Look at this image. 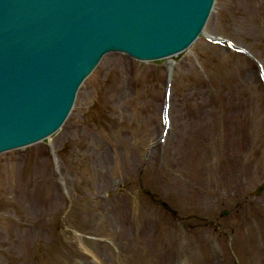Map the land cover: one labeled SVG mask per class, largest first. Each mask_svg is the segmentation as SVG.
Listing matches in <instances>:
<instances>
[{"label": "rangeland", "instance_id": "374dc122", "mask_svg": "<svg viewBox=\"0 0 264 264\" xmlns=\"http://www.w3.org/2000/svg\"><path fill=\"white\" fill-rule=\"evenodd\" d=\"M231 1L223 17L218 0L207 30L256 57L199 38L168 78L166 134L165 68L117 53L80 87L52 145L0 154V264H264V6Z\"/></svg>", "mask_w": 264, "mask_h": 264}, {"label": "water", "instance_id": "95a60500", "mask_svg": "<svg viewBox=\"0 0 264 264\" xmlns=\"http://www.w3.org/2000/svg\"><path fill=\"white\" fill-rule=\"evenodd\" d=\"M212 0H0V150L54 133L109 49L183 51Z\"/></svg>", "mask_w": 264, "mask_h": 264}, {"label": "bare ground", "instance_id": "6f19581e", "mask_svg": "<svg viewBox=\"0 0 264 264\" xmlns=\"http://www.w3.org/2000/svg\"><path fill=\"white\" fill-rule=\"evenodd\" d=\"M252 3H251V5L250 6H252V8H253V10H255L254 9V7H257V9H259V8H261V6H264V0H250ZM218 3V0H212V3H211V7H210V10H209V13H208V16H207V18H206V20H205V23L203 24V26H202V28H201V30L198 32V34L194 37L195 38V40H191L190 42H189V44H187L186 45V47H185V49L183 50V51H180V52H177V53H173V54H167V55H158V56H153V57H145L144 59H137L138 57H137V55H136V57H134V58H136L135 60H137L136 61V65L139 67V66H146V64H150V66L152 67V69L155 71L156 69L157 70H161V68H165V71H164V73H166L165 75H166V78H167V80H172V79H168V78H171L172 77V73L174 72V67H175V65L176 64H178V63H180V61H181V59H182V57L186 54V53H188V51H190V50H192V48H193V46L196 44V41L198 40V35H202L204 38V40H206V41H208V42H210L211 44H215V45H217V46H220L221 48H222V50H226V48L227 49H230V48H228V46L229 45H231L232 46V48L235 46V47H237V46H239V47H241V49H242V51L240 52L241 54H244L245 56H249L250 54H253V53H251V51H250V49H248V48H246L245 46H243V45H241V44H238L237 42H235L233 39H231V38H229V37H227V36H225V35H223V34H220V33H216V32H214L213 30L210 32V31H208L207 30V24H208V22H209V20H210V15L213 13V11H215V8H216V4ZM256 4V5H255ZM233 5V2L231 1V0H224V3L222 4V5H220V11L218 10V12H220V15L221 16H223V17H229V16H232V14H233V12H232V9H231V6ZM245 7V6H244ZM240 9L243 11L244 9L243 8H241V6H240ZM239 9V10H240ZM245 9H246V7H245ZM240 10V11H241ZM214 42V43H213ZM226 44H228V46L226 45ZM232 48H231V50H232ZM244 50V51H243ZM234 51V50H233ZM116 52L114 51V52H111V51H109V52H107V53H105V55L104 56H108V55H112V54H115ZM252 57H256V56H252ZM127 59H129V57H126V61L125 62H128V60ZM100 60V59H99ZM98 60V61H99ZM131 60V59H130ZM97 61V62H98ZM260 60L257 58V62H259ZM96 62V66L98 65V63ZM100 62V61H99ZM124 61H122L121 60V65L120 64H117L118 65V67H120V69L121 68H126V70H129V68L130 67H128L127 65H126V63H125ZM138 62V63H137ZM140 62V63H139ZM124 63V64H123ZM93 66L92 67V69L89 71V73L87 74V76H86V78L83 80V82L81 83L82 85L85 83V81H86V79L87 78H89L90 77V75L92 74V72L94 71L93 69L94 68H96V66ZM262 66H263V70H264V64H261ZM114 73V72H113ZM113 73H110L111 75L113 74ZM116 73V72H115ZM260 75H261V77L262 78H264V72L263 71H260ZM166 83V84H165ZM165 86H164V89H163V91H164V96H167L168 94H169V96L171 97L172 96V86H173V83H172V81H171V83H168V82H166L165 81ZM98 84V85H97ZM97 84H95V85H97V86H100V87H96L95 86V90H96V92H97V94L99 95V100H103L104 99V97L102 96V94L104 95V93H103V90L106 88L105 87V83H103L102 81H100V82H97ZM112 84V85H111ZM102 85V86H101ZM114 86V84L110 81L109 83H108V85H107V89H109V88H111V87H113ZM122 83L120 84V87L122 88ZM80 87H81V85L78 87L79 89H77V92L80 90ZM118 87V86H117ZM120 87H118V88H120ZM109 90H111V89H109ZM77 93H75V95H74V98H73V101H72V104H71V106H70V109H69V111H68V113H67V115L65 116V118H67V119H65V120H63L62 122L65 124V122L68 120V118L70 119V118H72V116H73V109L74 108H76V98H77V95H76ZM97 95V96H98ZM105 97H106V95H105ZM106 99V98H105ZM99 103V101H97L96 100V104H98ZM171 105L172 104H170L169 105V108H168V113H170L169 112V110L171 109ZM88 108H90L91 110H92V107H91V104H90V107H88ZM162 113L164 112L163 110L161 111ZM166 115L167 114H165V117H166ZM93 117V116H92ZM164 117V116H163ZM167 118H169V116L167 117ZM79 123H80V121H79ZM79 126V125H78ZM57 128H59V127H57ZM57 128H54V133L52 134V135H49V136H44V137H42V138H39L38 140H40L41 139V141L43 142V143H47V144H49V146H50V144L52 145V140H53V138H55L56 137V135H58V131H56L57 130ZM91 128V127H90ZM169 128H171V123H170V127ZM89 129V128H88ZM90 131V130H89ZM163 135V134H162ZM161 135V136H162ZM88 138V137H87ZM39 143V142H38ZM87 143L88 144H90V142H89V139H88V141H87ZM17 148V147H16ZM88 148H84V152L83 151H81V153L80 154H77L78 155V159H80V160H82V158L84 157V156H82L83 154H88L89 152H88V150H87ZM12 151H14V150H12ZM53 151H55L54 149H53ZM60 151V148H58L57 149V153ZM82 156V157H81ZM82 163V162H81ZM73 170V172H74V175L73 176H75L76 174H77V172L76 171H74V167L72 168ZM98 169L95 167L93 170H89V177L90 178H88V180L90 181H92V177L94 178L95 177V180H100V178H99V176H97V174H96V172L95 171H97ZM94 173V174H93ZM65 174V173H64ZM64 176V175H63ZM69 177H72L71 176V174H69L68 173V176H67V178L69 179ZM104 179V178H103ZM93 181V183L92 184H97L98 183V180H97V182L96 181ZM65 184V183H64ZM57 185V184H56ZM59 186H60V184H59ZM59 186H56V187H54V188H51V192H55V191H58L59 190V188H60V190H61V186L59 187ZM264 188V180L261 182V184H259V191L261 190V189H263ZM257 188H256V191L258 190ZM49 190V189H48ZM98 190H93V192L96 194V196H100V195H97L98 194V192H97ZM41 192V191H40ZM43 192L44 191H42V194H43ZM62 192V191H61ZM92 192V191H91ZM132 192V191H131ZM131 192H127L128 193V195H129V200H131V197H130V194H132V196H134V193H131ZM31 195V194H30ZM110 196V195H109ZM122 196V195H121ZM60 198H61V196H60ZM123 198V197H122ZM119 200H121V197H120V195H113V196H111V199H109V204H111V207L114 209L115 207H116V204H121V201H119ZM202 200V199H201ZM201 200H200V202H201ZM32 201H33V199H32ZM31 202V201H30ZM29 203V202H28ZM135 204V203H134ZM135 206V205H134Z\"/></svg>", "mask_w": 264, "mask_h": 264}]
</instances>
